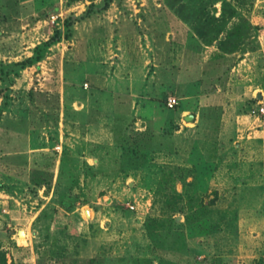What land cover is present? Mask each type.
Here are the masks:
<instances>
[{
  "label": "rangeland",
  "instance_id": "rangeland-1",
  "mask_svg": "<svg viewBox=\"0 0 264 264\" xmlns=\"http://www.w3.org/2000/svg\"><path fill=\"white\" fill-rule=\"evenodd\" d=\"M260 108L264 0H0V264H264Z\"/></svg>",
  "mask_w": 264,
  "mask_h": 264
},
{
  "label": "trees",
  "instance_id": "trees-1",
  "mask_svg": "<svg viewBox=\"0 0 264 264\" xmlns=\"http://www.w3.org/2000/svg\"><path fill=\"white\" fill-rule=\"evenodd\" d=\"M36 59H39V57H36ZM34 59V60H36ZM33 62V60L27 59V61L25 63L27 64H31ZM24 66V64H23ZM170 204V203H169ZM205 205H200L199 209L194 211V215L192 216V218L189 216L186 218V223L190 224V221L192 220V222H196V221H203L202 217H204V210H205ZM170 208H172V210H175L172 206H170ZM181 210V209H180ZM203 215V216H202ZM207 227V226H206Z\"/></svg>",
  "mask_w": 264,
  "mask_h": 264
},
{
  "label": "built area",
  "instance_id": "built-area-1",
  "mask_svg": "<svg viewBox=\"0 0 264 264\" xmlns=\"http://www.w3.org/2000/svg\"><path fill=\"white\" fill-rule=\"evenodd\" d=\"M176 105H177V103H176V100H175V99H173V98H169V99L167 100V107H168L169 109H173ZM259 113H261V114L264 115V109H263V108H260V109H259Z\"/></svg>",
  "mask_w": 264,
  "mask_h": 264
},
{
  "label": "water",
  "instance_id": "water-1",
  "mask_svg": "<svg viewBox=\"0 0 264 264\" xmlns=\"http://www.w3.org/2000/svg\"><path fill=\"white\" fill-rule=\"evenodd\" d=\"M19 236H20V237H24V233L20 231V232H19Z\"/></svg>",
  "mask_w": 264,
  "mask_h": 264
},
{
  "label": "bare ground",
  "instance_id": "bare-ground-1",
  "mask_svg": "<svg viewBox=\"0 0 264 264\" xmlns=\"http://www.w3.org/2000/svg\"><path fill=\"white\" fill-rule=\"evenodd\" d=\"M25 237V236H24Z\"/></svg>",
  "mask_w": 264,
  "mask_h": 264
}]
</instances>
